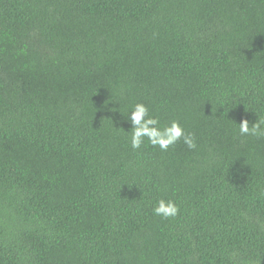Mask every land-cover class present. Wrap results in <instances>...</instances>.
Segmentation results:
<instances>
[{
  "label": "trees",
  "instance_id": "16d2710c",
  "mask_svg": "<svg viewBox=\"0 0 264 264\" xmlns=\"http://www.w3.org/2000/svg\"><path fill=\"white\" fill-rule=\"evenodd\" d=\"M137 102L197 149L133 150ZM245 118H264V0H0V264H264Z\"/></svg>",
  "mask_w": 264,
  "mask_h": 264
},
{
  "label": "clouds",
  "instance_id": "9594fccd",
  "mask_svg": "<svg viewBox=\"0 0 264 264\" xmlns=\"http://www.w3.org/2000/svg\"><path fill=\"white\" fill-rule=\"evenodd\" d=\"M125 123L130 125L128 131L131 148L138 150L145 143V140L161 152H167L169 148L178 142H183L188 149H197V137L194 132L187 131L180 120L172 119L169 123L161 125L160 119L150 113L149 106L143 102H137L127 116H124ZM239 136H251L264 138V118H258L254 124H249L248 119H242L238 128ZM153 214L162 219L176 217L179 206L174 200L161 198L156 202Z\"/></svg>",
  "mask_w": 264,
  "mask_h": 264
}]
</instances>
